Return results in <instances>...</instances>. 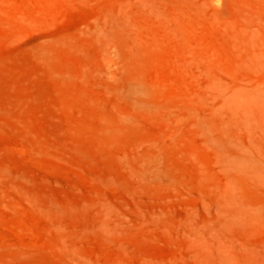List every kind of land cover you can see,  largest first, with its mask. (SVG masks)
Listing matches in <instances>:
<instances>
[{
  "label": "rangeland",
  "instance_id": "1",
  "mask_svg": "<svg viewBox=\"0 0 264 264\" xmlns=\"http://www.w3.org/2000/svg\"><path fill=\"white\" fill-rule=\"evenodd\" d=\"M0 264H264V0H0Z\"/></svg>",
  "mask_w": 264,
  "mask_h": 264
}]
</instances>
